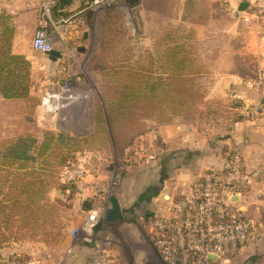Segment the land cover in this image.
Listing matches in <instances>:
<instances>
[{
	"label": "rangeland",
	"instance_id": "rangeland-1",
	"mask_svg": "<svg viewBox=\"0 0 264 264\" xmlns=\"http://www.w3.org/2000/svg\"><path fill=\"white\" fill-rule=\"evenodd\" d=\"M147 1L124 0L106 9L94 10L89 18L85 19V25L79 28L77 39L71 41L69 47L62 45L57 39L55 49L62 58L59 62L51 61L41 53L32 51L37 58L30 60L35 63L34 66L30 62V83L35 89L41 88L42 91H31V94L40 100V107L44 92L54 91L52 89L55 78L62 65L70 70L73 82H77V86L83 91V98L74 100L71 104L67 100H61L64 108L45 116L41 120L42 124L38 121L40 113L38 105H34L35 100H20L16 105L8 107L6 112L4 110L0 118V137L15 133L14 128L20 129V132H32L38 139H42L44 132L49 129L57 132L62 130L87 139L84 143H70V149L76 150L68 159L75 158L85 151L93 156L90 159V169L82 182L84 189L78 191L79 195H76L74 186H71L74 190L71 187L64 188L68 185L63 180L69 174L63 178V164L55 167L56 159L51 157L46 163L49 169L45 172L55 179L58 176L56 181H59V185L49 188L44 207L31 210L22 208L21 203L16 204L20 202H16L19 194L12 191L9 186L11 182H5L7 173L0 172V258L17 252L35 261L56 258L55 264H68L67 259L72 258V250L84 242L83 233L73 237L70 230L83 223L88 210H103L106 206L99 196L100 191L94 185L97 182L106 190L109 198L116 196L121 202V220L109 222L103 211L99 222L103 232L113 240L111 248L118 263L165 264L153 249L141 218L150 210L152 197L157 201L167 194L160 190L162 178L166 173L160 168L158 171L154 170L152 161L156 158H151L148 155L150 153L141 148L146 141L137 139L153 126L177 120L208 133L205 127L212 124L211 118L222 112V109L216 108L220 101H217V98L206 99V89L212 82L209 73L214 66L217 52L208 51L209 44L196 41L194 30L182 26L179 12L167 13L168 18L163 14L155 15L153 21L149 22L153 26H147ZM84 33L88 34L86 39ZM33 34L29 33L31 38ZM183 40L185 43L179 45L185 46L186 53L194 58L191 59L190 67L194 74L190 76L196 91L194 96L187 105L178 103L183 101L178 97L152 100V105L160 107L159 104L167 109L162 111V108H159L153 118L141 116L129 119L128 126H133L128 132L130 136L118 135L117 140H114L108 124L98 123L96 115L105 116L109 95L125 78L123 72L130 68L144 67L151 69L154 77H166L165 54L172 51L169 48L177 45V41ZM148 64H152V67ZM198 71L201 72L200 75H197ZM30 89L32 90L31 86ZM137 125L141 126L140 131L132 134V131L134 133L138 128ZM129 137H133V140H129ZM126 153L132 166L120 169L122 165L118 164V161ZM186 159L190 161L192 157L188 156ZM142 194L144 197L141 198ZM20 199L23 202L24 196ZM157 205L156 208L159 203ZM164 206L162 204L161 207ZM84 208H87L85 212ZM236 256L223 259L218 264H233L232 260ZM85 262L83 264H86Z\"/></svg>",
	"mask_w": 264,
	"mask_h": 264
},
{
	"label": "crops",
	"instance_id": "crops-1",
	"mask_svg": "<svg viewBox=\"0 0 264 264\" xmlns=\"http://www.w3.org/2000/svg\"><path fill=\"white\" fill-rule=\"evenodd\" d=\"M242 2H247L248 6L240 11L239 5ZM87 3L88 0H73L63 9L64 14L58 15L59 21L74 16L88 19L94 9L85 8ZM261 3H264V0L147 1L145 9L147 26H153L149 22L153 21L155 15L163 14L168 18L167 13L179 12L182 26L194 30L196 41L209 44L208 51L217 52L214 66L209 73L212 82L206 89L208 93L206 99L211 97L220 100L216 108L222 109V112L211 118L212 124L205 127L208 133L199 127L188 126L182 120H177L153 126L154 128L137 139L145 140L141 148L150 153L148 155L151 158H156L152 161L154 170L158 171L160 168L166 173L162 178L160 190L168 194L157 200L159 202L152 197V206L144 216L163 214L167 211L179 195L190 193L191 182L199 171L212 167L220 168L228 151H241L244 165L248 168L264 166V109L258 117L242 120L235 111V106L242 101L261 103L264 108V16H254L256 6ZM38 4L39 0H0V36H3L10 26L12 53L22 54L29 61L37 58L33 53L35 50L32 48V39L38 28ZM245 16L252 17L248 24L244 23ZM30 32L34 33L32 38ZM87 37L88 34L84 33V38ZM176 43L185 42L183 40ZM42 55L54 62L62 60L55 47L51 52ZM194 55L197 59L196 53ZM189 56L190 54L188 58L194 60ZM30 62L35 66L33 61ZM63 68L65 67L62 65L58 70L52 89L54 91L44 92L41 107L38 104L40 123L52 111L64 108L61 101L49 99L58 91L57 81ZM200 74L198 71L197 75ZM192 75L194 74L191 73ZM31 87L32 93L42 91L41 88L35 89L33 84ZM20 100L6 98L0 91V118L4 110L6 112L8 107L16 105L21 102ZM57 105L59 109H54ZM13 130L15 133L11 132L0 139L16 137L21 133L18 128ZM188 156L192 157V160L188 161L186 159ZM145 196L148 197L147 194ZM82 198L84 200V197ZM234 202L244 210L256 229L246 244L240 248L232 263L264 264V182H255L239 191V194L234 196ZM157 203L159 207L156 208ZM162 204L165 206L161 207ZM85 209L87 208H84L83 212ZM97 228L100 229L101 224ZM90 252V246L82 242L72 250V258L67 259L68 264H83ZM55 262L56 258L55 260L52 258L37 260L36 264Z\"/></svg>",
	"mask_w": 264,
	"mask_h": 264
},
{
	"label": "built area",
	"instance_id": "built-area-1",
	"mask_svg": "<svg viewBox=\"0 0 264 264\" xmlns=\"http://www.w3.org/2000/svg\"><path fill=\"white\" fill-rule=\"evenodd\" d=\"M121 1L124 0H93L92 8L106 9ZM55 3L56 0H39L38 28L32 39V48L42 54L51 52L57 39L62 45L69 47L71 41L75 40L74 37H78L79 28L86 23L82 16L56 21L51 12ZM254 16H264V3L256 6ZM251 18L243 17L244 23L248 24ZM60 74L58 91L49 99L67 100L71 104L74 100L83 98V91L79 89L77 82H73L70 72L63 68ZM56 108L59 109V105L54 109ZM263 109L261 103L246 101L235 106L236 114L241 120L256 118ZM127 155L128 153L118 161L122 165L120 169L132 166ZM92 156V153L85 151L70 158L61 167L63 178L69 174L63 182L74 186L76 195L84 189L82 182L90 169ZM109 168L111 172L112 169ZM259 181L264 182V166L246 167L239 150L226 152L220 168L199 171L191 184L190 193L179 195L163 214L141 218L149 241L160 259L165 264H218L223 259L234 257L256 229L244 210L235 205L234 196ZM94 185L100 191L99 196L106 206L103 210H88L86 219L79 227H73L70 234L77 237L79 233H83L84 242L90 246L91 253L86 264H119L111 248L113 240L102 228H97L103 211L106 214L111 206V197L106 195V190L100 184L96 182ZM211 254L216 255L215 260L210 258ZM0 264H36V261L16 252L0 258Z\"/></svg>",
	"mask_w": 264,
	"mask_h": 264
},
{
	"label": "trees",
	"instance_id": "trees-1",
	"mask_svg": "<svg viewBox=\"0 0 264 264\" xmlns=\"http://www.w3.org/2000/svg\"><path fill=\"white\" fill-rule=\"evenodd\" d=\"M72 1L56 0L51 9L56 21H59L58 15H63V9ZM92 3L93 0H88L85 8H91ZM11 38L12 31L8 26L3 36H0V91L6 98L33 99L37 106L40 100L31 94L30 89V61L22 54L12 53ZM184 47L177 44L169 48L172 49L171 52L165 54L166 77H154L152 70L144 67L130 68L123 72L125 78L109 95L105 116L96 115L98 123L108 124L114 140H117L118 135L130 136L128 132L133 126H128L129 119L141 116L153 118L156 110L162 106L152 105V100L178 97L183 100L178 103L188 104L196 91L192 77L190 78L192 62ZM148 66L151 68L152 64ZM166 109L167 107H163L162 111ZM140 128L138 126L132 134L139 132ZM129 140L132 141L133 137H129ZM86 141L85 137L74 136L62 130H47L42 139H38L32 132H21L16 137L0 140V172L7 173L5 182H11L9 186L12 191L19 194L16 202H20L15 203L23 204L22 208L25 210L44 207L49 188L59 185V181H56L58 176L55 179L51 174H46L45 171L49 169L46 163L54 157L55 167L64 165L76 150L70 149V143L74 145ZM65 187L70 189L71 186ZM71 188L74 190V187ZM21 196H24L23 202Z\"/></svg>",
	"mask_w": 264,
	"mask_h": 264
},
{
	"label": "water",
	"instance_id": "water-1",
	"mask_svg": "<svg viewBox=\"0 0 264 264\" xmlns=\"http://www.w3.org/2000/svg\"><path fill=\"white\" fill-rule=\"evenodd\" d=\"M247 6H248L247 2H242L239 5V10L243 11V10H245L247 8ZM110 203H111V206L106 211V220L109 221V222H115V221L121 220L123 218V210H122V206H121L120 200L116 196H111ZM210 258L212 260H215L216 259V255L211 254Z\"/></svg>",
	"mask_w": 264,
	"mask_h": 264
},
{
	"label": "bare ground",
	"instance_id": "bare-ground-1",
	"mask_svg": "<svg viewBox=\"0 0 264 264\" xmlns=\"http://www.w3.org/2000/svg\"><path fill=\"white\" fill-rule=\"evenodd\" d=\"M53 110V109H52Z\"/></svg>",
	"mask_w": 264,
	"mask_h": 264
}]
</instances>
